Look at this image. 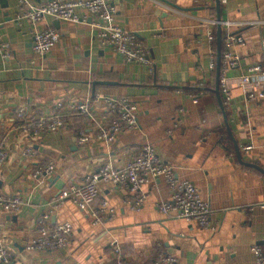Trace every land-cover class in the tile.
<instances>
[{
    "label": "crops",
    "instance_id": "0c3cea01",
    "mask_svg": "<svg viewBox=\"0 0 264 264\" xmlns=\"http://www.w3.org/2000/svg\"><path fill=\"white\" fill-rule=\"evenodd\" d=\"M109 3L116 21L146 42L154 71L102 44L91 17L60 20V41L47 54L36 53L35 31L56 26L58 19L21 20L19 0H0V33L13 49L9 59L0 53V148L8 153L0 165V193L25 199L17 211L0 207V243L12 254L9 264H117L113 240L131 264H153L161 252L175 255L176 264H257L252 245L264 244V172L242 162L236 145L244 161L264 168V0L220 4L223 49L241 58V64L228 71L231 98L221 91L232 143L217 132L225 133L226 126L212 66L219 46L217 0ZM259 63L262 70L251 74ZM247 74L252 75L254 96L242 84ZM98 90L131 97L138 104L139 128L108 141L96 136L91 121L76 114L55 132L35 136L18 128L23 121L54 111L71 114L72 102L87 100ZM22 107L25 117L19 114ZM101 107L91 104L98 117ZM83 126L92 136L85 145L79 142ZM145 143L154 144L181 178L198 185L211 206V227L160 211L157 202L169 196L163 177L146 184L149 197L140 210L125 202L123 187L106 180L99 181V199L88 209L62 198L71 182H83L107 161L123 165ZM245 144L254 147L243 154ZM30 147L36 153L29 157L24 152ZM49 162L56 165L54 173L35 176ZM103 198L116 215L96 223L91 209ZM64 221L74 226L72 245L61 251L28 249L42 222L54 226Z\"/></svg>",
    "mask_w": 264,
    "mask_h": 264
},
{
    "label": "built area",
    "instance_id": "2783aa9c",
    "mask_svg": "<svg viewBox=\"0 0 264 264\" xmlns=\"http://www.w3.org/2000/svg\"><path fill=\"white\" fill-rule=\"evenodd\" d=\"M19 19L30 20L39 23L48 16L60 20L78 21L91 17L99 27V39L102 44L114 48L124 59L131 62L145 63L151 71L155 69V61L151 59L146 42L135 32L128 30L116 21L113 8L109 0H46L36 3L35 0H19ZM62 37L59 27L50 25L44 29H38L34 33L33 49L36 53L47 54ZM236 38L235 36H233ZM0 53L5 59L13 56V49L9 41L0 33ZM217 53L212 62L216 66ZM220 87L227 99L231 98L232 88L228 71L241 64L238 54L228 47L222 50ZM262 70L259 63L251 68L252 71ZM247 74L242 78V84L246 86L250 96L255 95L252 75ZM264 96V91L261 93ZM102 104L97 112H102L101 117L91 109V104ZM62 106V103H59ZM71 114L54 111L49 116L40 117L38 120L23 121L18 125L23 131L31 135H39L40 132H55L63 129L69 123V117L73 114L83 116L84 120L91 121L97 128L100 138L111 141L122 132L139 128L138 104L129 96H111L102 91H96L84 101H74L70 104ZM26 109L19 111L21 117H25ZM230 119V117H229ZM175 122L174 126L179 127ZM222 136L225 133L217 131ZM92 139L86 126L81 127L79 142L87 144ZM253 144H245L242 147L243 154L253 149ZM26 156H33L36 150L28 148ZM8 158L5 149L0 148V165ZM56 165L53 162L46 163L38 168L35 176H46L54 173ZM165 178L168 184L169 196L157 202L161 212L172 217H179L190 222H197L202 227H211V206L203 198L198 185L186 178H181L173 163L163 158L152 143L143 144L123 165H115L112 161L103 163L96 171L88 174L83 182H71L62 194V198H69L81 209L90 208L100 196L99 181L106 180L120 185L126 190L125 202L135 210H140L145 205L149 192L146 184L158 178ZM25 203L21 194L0 193V207L9 211L19 210ZM91 215L96 223L105 217L116 215V209L103 198L99 204L91 209ZM215 229L218 226L214 227ZM37 231L39 235L28 243L30 250L61 251L72 245L74 241V226L70 221H64L54 226L42 222ZM1 237V233H0ZM117 264H131L123 255V250L117 240L110 242ZM252 250L256 255L257 264H264V244L255 243ZM178 258L175 255L161 252L153 264H176ZM12 254L8 247L0 243V262L11 263Z\"/></svg>",
    "mask_w": 264,
    "mask_h": 264
},
{
    "label": "water",
    "instance_id": "95a60500",
    "mask_svg": "<svg viewBox=\"0 0 264 264\" xmlns=\"http://www.w3.org/2000/svg\"><path fill=\"white\" fill-rule=\"evenodd\" d=\"M217 4H218V22H219V31H218V43H219V60L221 62V57H222V48H223V33H222V24H221V21H222V14H221V7H220V4H221V0H217ZM56 26H60V19H58L55 23ZM220 79H221V68L219 67L218 69V76H217V87H216V93L218 95V98H219V102H220V105L222 107V110H223V114H224V117H225V122H226V126H227V129L229 131V133L232 135L233 139H235L234 137V133H233V129H232V126H231V123H230V119H229V115H228V111H227V108H226V105L224 103V99H223V96H222V93H221V87H220ZM104 82H108V81H96L95 84H98V83H104ZM236 144H237V141L235 140ZM237 148H238V156L240 158V160L246 164H249V165H252L254 167H257L259 168L260 170H262L264 172V168L255 164V163H251V162H246L243 160V157H242V153L241 151L239 150V145H236ZM60 264V263H59Z\"/></svg>",
    "mask_w": 264,
    "mask_h": 264
},
{
    "label": "trees",
    "instance_id": "16d2710c",
    "mask_svg": "<svg viewBox=\"0 0 264 264\" xmlns=\"http://www.w3.org/2000/svg\"><path fill=\"white\" fill-rule=\"evenodd\" d=\"M223 49V48H222ZM216 51H217V59H216V66H215V68H214V70H213V72H214V76H215V78L217 79V76H218V69H219V67L221 68V66H222V63L220 62V60H219V46L217 45L216 46ZM222 59V58H221ZM217 81V80H216ZM205 88H207V84H205ZM202 89V88H201ZM194 91H196V93H198L197 92V90H194ZM223 130L225 131V137H227L228 138V141H230V143H232V141L234 140L233 139V137H232V135L229 133V131H228V129H227V126H223Z\"/></svg>",
    "mask_w": 264,
    "mask_h": 264
}]
</instances>
